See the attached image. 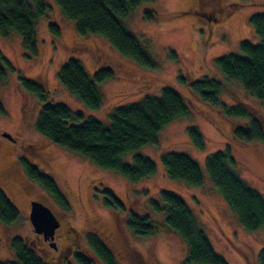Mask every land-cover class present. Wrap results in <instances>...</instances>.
Returning a JSON list of instances; mask_svg holds the SVG:
<instances>
[{"label":"rangeland","instance_id":"374dc122","mask_svg":"<svg viewBox=\"0 0 264 264\" xmlns=\"http://www.w3.org/2000/svg\"><path fill=\"white\" fill-rule=\"evenodd\" d=\"M45 1L48 10L37 18L35 25L37 55L24 50L17 31L10 30L6 36L0 33V51L6 60V73L0 79V100L5 108L0 114V164L9 167L7 176H0V186L23 213L11 231L9 227L3 229L5 225L0 222V236L22 238L28 232L25 209L33 196L41 198L61 217L58 233L73 226L85 234L89 227L88 217H99L113 234V245L110 244L116 253L117 264H181L187 255V244L179 233L167 226L164 212L155 211L150 202L153 200L162 205L161 190L168 189L185 200L198 227L229 264H261L259 252L264 247V227L256 231L243 227L237 213L214 186L205 159L229 145L236 162L232 169L264 197V140L255 143L236 140L233 128L246 124L247 120L228 118L217 106L202 101L179 77L189 72L194 79L206 75L221 78L220 101L228 107L241 102L254 106L264 126V103L239 82L227 80L216 64L220 55L241 54V41L252 44L260 41L250 17L254 13H264V0H258L261 4H255V0L143 1L123 22L147 49L155 67L143 66L122 55L103 36L78 33L75 23L65 17L56 0ZM233 2L238 5L232 9L229 4ZM197 3L201 4L199 8L195 7ZM193 7L197 12L192 11ZM148 13L153 17H148ZM50 23L58 26V36L51 33ZM69 58L78 59L90 76L100 68L113 70L112 78L98 84L101 98L98 108L88 107L59 82L58 71ZM20 77L40 83L48 94L47 100L41 101L26 90ZM166 86L181 93L189 113L164 125L157 136L158 144L147 143L122 156V161L127 163L132 162L135 153L154 161L155 173L137 181L97 166L85 156L49 141L35 128L38 112L47 102L64 103L82 112L85 118L93 117L109 126L110 115L116 107L141 101L146 96H158ZM191 127H197L202 134L203 149L192 140ZM2 132L10 133L18 141L4 139ZM19 141L29 145L31 151H35L33 154H37L38 149L52 150L56 161L51 169L41 161L44 153L41 159L34 157L17 145ZM167 151L182 153L195 160L202 170L203 183L194 186L171 178L161 158ZM20 156L28 157L31 162L35 160L33 163L55 179L70 202L68 210L61 208L40 185L28 187L31 182L20 166ZM106 190L121 201L124 211L104 204L102 196ZM130 211L149 215L156 225L152 237L135 235L126 226L125 217ZM2 245L0 257L10 258Z\"/></svg>","mask_w":264,"mask_h":264},{"label":"trees","instance_id":"16d2710c","mask_svg":"<svg viewBox=\"0 0 264 264\" xmlns=\"http://www.w3.org/2000/svg\"><path fill=\"white\" fill-rule=\"evenodd\" d=\"M56 1L65 17L75 23L78 33L103 36L122 55L133 58L143 66L155 67L156 63L147 49L123 22L132 9L143 1L153 0ZM254 2L262 3L258 0ZM236 5L238 3L233 2L229 7L233 9ZM47 10L45 0H0V33L6 36L10 30L17 31L21 35L24 50L35 56L38 51L36 21ZM147 16L153 17L151 13ZM250 22L260 41L255 44L241 41V54L220 55L216 58V64L227 80L239 82L253 97L264 103V13H254ZM49 28L52 34L59 35L57 25L50 23ZM5 62L0 51V79L6 73ZM113 76L111 68H100L90 76L75 58H69L57 74L59 82L66 89L93 109L101 104L98 84ZM179 80L202 101L220 108L228 118L247 120L246 124L233 128L236 140L244 143L264 140L261 115L254 106L241 102L228 107L220 101L223 90L221 78L206 75L194 79L187 72ZM20 82L41 101L47 100L48 94L40 83L23 77H20ZM4 112L5 108L0 100V114ZM188 113L189 107L181 93L166 86L158 96H146L141 101L116 107L110 115L109 126H104L93 117L85 118L82 112L73 110L64 103L47 102L38 112L35 128L49 141L85 156L97 166L115 170L124 178L137 181L155 173L154 161L135 153L132 162L127 163L122 161V156L147 143L158 144L157 136L163 126ZM189 132L195 145L203 149L205 141L199 129L191 127ZM230 149L227 145L208 155L205 159L206 169L216 189L237 213L243 227L256 231L264 227V197L232 169L236 162ZM161 158L171 178L181 179L194 186L203 183L200 166L189 156L167 151ZM20 163L31 181L49 193L61 208H70L67 196L52 176L25 159L21 158ZM161 199L162 205L153 200L150 201L151 205L155 211L164 212L167 226L179 233L187 244V255L181 264H229L214 250L208 235L198 227L193 211L182 197L171 190L162 189ZM104 203L119 212L124 211L123 204L108 190L104 192ZM20 219L18 209L0 187V222L12 229L13 224ZM125 224L135 235L152 237L156 232V225L148 214L139 215L130 211ZM10 244L15 261L0 260V264H51L45 258L28 251L17 235L11 239ZM86 246L98 262L86 252L76 255L77 264H117L110 248L97 236L88 234ZM150 260L152 261L151 257ZM259 260L264 264V247L259 252Z\"/></svg>","mask_w":264,"mask_h":264},{"label":"flooded vegetation","instance_id":"af4514ba","mask_svg":"<svg viewBox=\"0 0 264 264\" xmlns=\"http://www.w3.org/2000/svg\"><path fill=\"white\" fill-rule=\"evenodd\" d=\"M200 6H201L200 3H197L195 5V7H198V8ZM195 7L192 8L193 12H197V9ZM2 136L4 137V139H6L10 142H17L18 141L17 137L12 136V135H11V137H7L6 135H4V132H2ZM17 145L20 148L25 149L26 151H29L31 153L35 152V151H31V149L29 148V145L26 146L24 143H21L20 141L18 142ZM43 153L45 155V157H44L45 160L41 159L43 156ZM37 154H33V156L40 158L41 161L43 162V164L46 165V167L48 169H51L52 163H54L56 161V158L53 154V151L49 150V149H46L45 151L38 149ZM19 158H20V161L22 158L28 162H31L28 157L20 156ZM33 162H31V163L33 165H36ZM20 166L23 168L21 163H20ZM8 169H9V167H5V166L0 164V176L4 177V175H5V177H6L8 174V172H7ZM3 179L6 182V178H3ZM30 182H31V185H29L28 187H30V186L32 187V186H34V184L39 185V184H37L31 180H30ZM8 198L13 203V205L18 209L19 213L21 215H23V213L19 209V207L11 200V198L9 196H8ZM32 201H40L44 205L48 206L55 213V215L58 217V219L60 221V225L55 229L53 237L46 236L44 232H37L35 230V228L33 227L32 223L30 221V211H31ZM102 201L104 202V196H102ZM101 203L102 202H100V204ZM26 207L27 208L25 209V215H26L25 217H27L29 220V224H28L29 230L27 233H24L21 240L23 242L24 247L28 251L32 252L34 255H37L41 258H45L51 264H77L76 255L85 254L86 252H89V248H87V246H86V236L88 234H93V235L97 236L98 238H100L101 240H103L107 244V246L110 248V250L114 254V257L116 260V255H115L116 253L114 252V250L111 247V244L113 245V241H114L113 234L111 233L110 229L101 222L99 217H94V218L88 217L89 218V227L85 231L86 232L85 234H82L79 230H77V228H75L73 226H71L67 229H63L62 233H58L59 230L61 229V226H62L61 217L58 214H56L54 209L49 204H47L41 198L32 196V197H30ZM5 227H8V226L7 225L3 226V229H6ZM8 229H9V231H11V227H9ZM63 235H64V237H63ZM14 236L15 235H11V237L10 236L9 237H7V236L1 237L0 236V250H1V243H3L4 245H2L3 246L2 250H7L8 253H10V256H9L10 258L2 259L0 257V260L13 261V262L15 261V254H14L13 250L11 249V244H10V241ZM89 255L91 256L92 259H94V260H96V262H98V260L95 258V256L92 255L91 252H89ZM116 263H117V261H116Z\"/></svg>","mask_w":264,"mask_h":264},{"label":"water","instance_id":"95a60500","mask_svg":"<svg viewBox=\"0 0 264 264\" xmlns=\"http://www.w3.org/2000/svg\"><path fill=\"white\" fill-rule=\"evenodd\" d=\"M4 135L11 137L8 132H4ZM30 221L37 232H44L50 237L54 236L55 229L60 225L55 213L40 201H32Z\"/></svg>","mask_w":264,"mask_h":264}]
</instances>
